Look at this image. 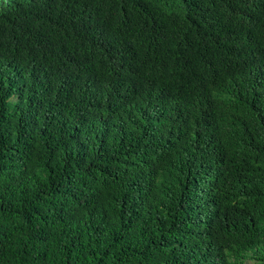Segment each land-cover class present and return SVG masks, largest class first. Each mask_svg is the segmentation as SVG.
<instances>
[{
    "label": "trees",
    "instance_id": "obj_1",
    "mask_svg": "<svg viewBox=\"0 0 264 264\" xmlns=\"http://www.w3.org/2000/svg\"><path fill=\"white\" fill-rule=\"evenodd\" d=\"M0 264H264V0H0Z\"/></svg>",
    "mask_w": 264,
    "mask_h": 264
}]
</instances>
